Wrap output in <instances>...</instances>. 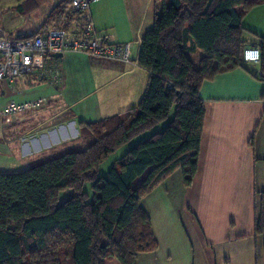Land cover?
<instances>
[{
  "label": "trees",
  "instance_id": "16d2710c",
  "mask_svg": "<svg viewBox=\"0 0 264 264\" xmlns=\"http://www.w3.org/2000/svg\"><path fill=\"white\" fill-rule=\"evenodd\" d=\"M71 1L59 4L39 33L47 26L69 29ZM153 1L157 12L143 36L139 61L149 82L139 106L100 122L82 121L73 146L23 172L0 173V264H106L113 259L135 264L140 253L157 249L142 200L178 170L184 185L192 186L206 116L201 87L248 65L243 21L264 0ZM256 47L264 74L263 37ZM197 52L202 54L198 66ZM164 122L163 131L132 147L106 177H98L113 154ZM68 191L70 197L62 201ZM256 234L264 235V193L258 199Z\"/></svg>",
  "mask_w": 264,
  "mask_h": 264
},
{
  "label": "crops",
  "instance_id": "0c3cea01",
  "mask_svg": "<svg viewBox=\"0 0 264 264\" xmlns=\"http://www.w3.org/2000/svg\"><path fill=\"white\" fill-rule=\"evenodd\" d=\"M48 1L0 0V30L13 39L39 33L65 0ZM99 3L91 10L96 30L114 44L132 43L133 62L69 53L52 56L41 74L12 85L0 82V110L12 103L40 104L26 116L0 115V173L23 172L46 152L68 148L79 138L82 121L107 120L141 103L149 82L139 65L142 39L153 27L157 8L153 0ZM67 24L76 34L74 18ZM243 26L248 47L258 46L264 38V3L246 12ZM260 70L247 65L203 83L206 116L198 172L187 188L178 170L142 200L158 247L140 253L135 264H264V235L256 234L258 199L264 193Z\"/></svg>",
  "mask_w": 264,
  "mask_h": 264
},
{
  "label": "built area",
  "instance_id": "2783aa9c",
  "mask_svg": "<svg viewBox=\"0 0 264 264\" xmlns=\"http://www.w3.org/2000/svg\"><path fill=\"white\" fill-rule=\"evenodd\" d=\"M100 0H72L71 12L77 25L70 29L49 27L33 37L13 39L0 30V82L12 85L17 79L43 73L53 55L85 54L94 58L131 64L133 44H114L106 34L99 33L91 15V6ZM244 62L260 66L261 51L249 46L244 51ZM258 77L264 80L260 70ZM40 104H10L0 110L2 117L15 116Z\"/></svg>",
  "mask_w": 264,
  "mask_h": 264
},
{
  "label": "rangeland",
  "instance_id": "374dc122",
  "mask_svg": "<svg viewBox=\"0 0 264 264\" xmlns=\"http://www.w3.org/2000/svg\"><path fill=\"white\" fill-rule=\"evenodd\" d=\"M101 1L102 0H100L99 2H101ZM99 2L93 3L92 6H91V10L93 9L94 6L100 4ZM46 3H49V1L47 0ZM137 5L134 7V10H133V14L134 15L137 12ZM140 6H141V4H140ZM51 27H54V26H51ZM57 28H59V27H57ZM201 56L202 55H201L200 52H198V54L195 56L194 63H195L196 66H198V62H199ZM26 114H28V113H22V114L17 115L16 117H18V116H26ZM12 117H14V116H9V117H6L5 119L12 118ZM3 121H4V119L0 118V130H1ZM166 125H167V122H164V123L154 127L151 131H148V132L144 133L143 135L137 137L136 139L131 141L128 145H126V146L122 147L120 150H118L103 165H101V167L99 168V171H98V177L99 178L106 177L108 172H109V170L111 169V167L114 165V163L117 160L122 159L132 147L138 145L139 143H141L143 141H146L149 137H151V135L163 131L164 128L166 127ZM74 131H71L72 135L76 134V131L75 132ZM2 134H3V132L0 131V135L1 136H2ZM72 142H74L73 144H75L76 140L72 141ZM73 144L69 145V147L73 146ZM64 149H66V146H63V145L59 146L56 150L46 152L42 157H48L50 155H53L54 153L61 152ZM70 195H71L70 191L63 193L62 196H61V200L65 201L66 199H68L70 197ZM129 238H130V240L132 239L131 237H129ZM106 264H120V263L116 259H113V260L108 261Z\"/></svg>",
  "mask_w": 264,
  "mask_h": 264
},
{
  "label": "water",
  "instance_id": "95a60500",
  "mask_svg": "<svg viewBox=\"0 0 264 264\" xmlns=\"http://www.w3.org/2000/svg\"><path fill=\"white\" fill-rule=\"evenodd\" d=\"M53 57H56V58H63V55H53Z\"/></svg>",
  "mask_w": 264,
  "mask_h": 264
}]
</instances>
